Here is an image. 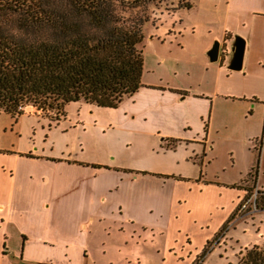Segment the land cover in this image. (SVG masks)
Wrapping results in <instances>:
<instances>
[{"label":"crops","instance_id":"crops-1","mask_svg":"<svg viewBox=\"0 0 264 264\" xmlns=\"http://www.w3.org/2000/svg\"><path fill=\"white\" fill-rule=\"evenodd\" d=\"M191 5L145 37L141 87L116 109L137 140L132 159L108 167L25 155L9 134L19 119L0 115V264H205L211 255L225 264L229 254L237 264L264 248V238L240 248V222L230 227L246 216L258 152L264 192V0ZM235 36L238 72L225 57Z\"/></svg>","mask_w":264,"mask_h":264},{"label":"trees","instance_id":"trees-1","mask_svg":"<svg viewBox=\"0 0 264 264\" xmlns=\"http://www.w3.org/2000/svg\"><path fill=\"white\" fill-rule=\"evenodd\" d=\"M154 3L174 13L192 6V0H0V115L16 121L30 110L58 122L70 103L117 109L141 87ZM258 166L259 152L244 180L245 199ZM256 196L264 211V192ZM242 264H264V252Z\"/></svg>","mask_w":264,"mask_h":264},{"label":"rangeland","instance_id":"rangeland-1","mask_svg":"<svg viewBox=\"0 0 264 264\" xmlns=\"http://www.w3.org/2000/svg\"><path fill=\"white\" fill-rule=\"evenodd\" d=\"M170 10L171 7L165 6V3H154L151 6L153 24L147 26L145 37L152 34L156 27L169 25V21L166 22V20L174 14ZM252 80L257 82L258 92H260V77ZM41 116L28 110L15 125L11 124L14 130L9 134L18 138V150L25 155L30 151L37 156L64 157L81 165L101 162L108 167H113L114 163L122 159L128 161L135 157L132 154L137 146V140L134 134L121 125V116L116 109H102L83 102H76L65 106L64 117L58 122ZM5 121L7 118H0V131ZM262 179L264 182V174ZM249 186L251 188V185ZM255 192L256 188L250 189L248 200L251 202L245 204L243 211L246 216H238L230 225L232 227L240 222L236 225L233 234L239 240V247L242 249L260 243V239L264 238V214H258L262 210L258 208L257 196L254 201ZM254 206L256 212L253 211ZM255 215L256 217L251 219ZM221 239L222 236L218 238V242L222 241ZM214 246L215 244L212 242L208 245V250ZM144 248L147 249L149 246ZM260 252H264V248L241 252L237 264L244 263L247 258ZM234 259L229 254V262L225 264L233 263ZM197 264H200V261ZM205 264H218V259L211 255Z\"/></svg>","mask_w":264,"mask_h":264},{"label":"water","instance_id":"water-1","mask_svg":"<svg viewBox=\"0 0 264 264\" xmlns=\"http://www.w3.org/2000/svg\"><path fill=\"white\" fill-rule=\"evenodd\" d=\"M220 53V44L218 42H215L207 55L209 62H217L218 58L220 57ZM243 54L244 41L240 37L235 36L230 46L227 48V53L225 55V57L227 58L228 70L238 72L242 69Z\"/></svg>","mask_w":264,"mask_h":264},{"label":"built area","instance_id":"built-area-1","mask_svg":"<svg viewBox=\"0 0 264 264\" xmlns=\"http://www.w3.org/2000/svg\"><path fill=\"white\" fill-rule=\"evenodd\" d=\"M255 197H256V192H255V194H254V201H255ZM249 202H251V200H248V201L246 202V205L249 204ZM254 205H255V204H254ZM253 211L256 212V208H255V206H254V208H253Z\"/></svg>","mask_w":264,"mask_h":264}]
</instances>
